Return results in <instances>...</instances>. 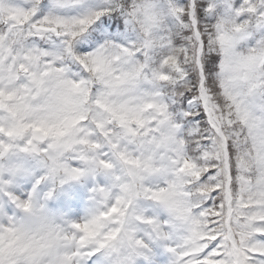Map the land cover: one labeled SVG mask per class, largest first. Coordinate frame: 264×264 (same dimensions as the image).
<instances>
[{
    "label": "snow or ice",
    "instance_id": "1",
    "mask_svg": "<svg viewBox=\"0 0 264 264\" xmlns=\"http://www.w3.org/2000/svg\"><path fill=\"white\" fill-rule=\"evenodd\" d=\"M0 264H264V0H0Z\"/></svg>",
    "mask_w": 264,
    "mask_h": 264
}]
</instances>
